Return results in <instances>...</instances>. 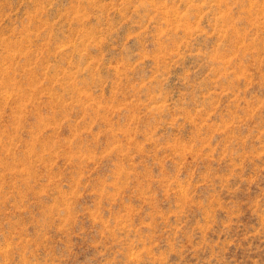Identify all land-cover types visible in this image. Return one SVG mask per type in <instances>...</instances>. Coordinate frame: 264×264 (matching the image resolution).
Returning <instances> with one entry per match:
<instances>
[{
  "label": "rangeland",
  "instance_id": "374dc122",
  "mask_svg": "<svg viewBox=\"0 0 264 264\" xmlns=\"http://www.w3.org/2000/svg\"><path fill=\"white\" fill-rule=\"evenodd\" d=\"M0 264H264V0H0Z\"/></svg>",
  "mask_w": 264,
  "mask_h": 264
}]
</instances>
